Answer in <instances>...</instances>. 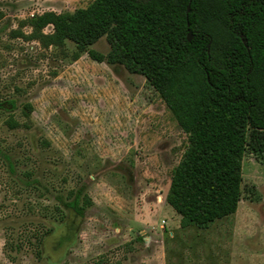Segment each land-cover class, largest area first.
<instances>
[{"label":"rangeland","instance_id":"1","mask_svg":"<svg viewBox=\"0 0 264 264\" xmlns=\"http://www.w3.org/2000/svg\"><path fill=\"white\" fill-rule=\"evenodd\" d=\"M92 1L0 0V264H264V157L245 154L235 214L182 227L166 197L188 135L159 93L30 23Z\"/></svg>","mask_w":264,"mask_h":264},{"label":"trees","instance_id":"2","mask_svg":"<svg viewBox=\"0 0 264 264\" xmlns=\"http://www.w3.org/2000/svg\"><path fill=\"white\" fill-rule=\"evenodd\" d=\"M30 23L45 44L71 41L75 59L124 65L159 93L188 135L166 197L182 227L237 212L244 156L264 157V0H94ZM104 36L107 54L91 48Z\"/></svg>","mask_w":264,"mask_h":264},{"label":"water","instance_id":"3","mask_svg":"<svg viewBox=\"0 0 264 264\" xmlns=\"http://www.w3.org/2000/svg\"><path fill=\"white\" fill-rule=\"evenodd\" d=\"M188 11H190V5H189V8H188ZM192 36H193L192 32H189V34H188V39H189L190 41L192 40ZM245 42H246V40H245Z\"/></svg>","mask_w":264,"mask_h":264}]
</instances>
